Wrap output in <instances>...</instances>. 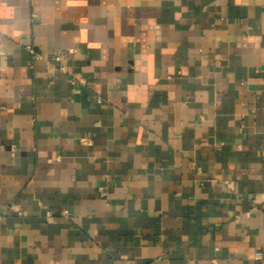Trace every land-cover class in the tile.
I'll return each instance as SVG.
<instances>
[{
	"label": "crops",
	"instance_id": "0c3cea01",
	"mask_svg": "<svg viewBox=\"0 0 264 264\" xmlns=\"http://www.w3.org/2000/svg\"><path fill=\"white\" fill-rule=\"evenodd\" d=\"M0 264H264V0H0Z\"/></svg>",
	"mask_w": 264,
	"mask_h": 264
},
{
	"label": "built area",
	"instance_id": "2783aa9c",
	"mask_svg": "<svg viewBox=\"0 0 264 264\" xmlns=\"http://www.w3.org/2000/svg\"><path fill=\"white\" fill-rule=\"evenodd\" d=\"M63 213H64V214H67L68 211H67V210H64ZM255 254H256V257L259 258V259L263 257V251H262V250H258V251H256Z\"/></svg>",
	"mask_w": 264,
	"mask_h": 264
}]
</instances>
